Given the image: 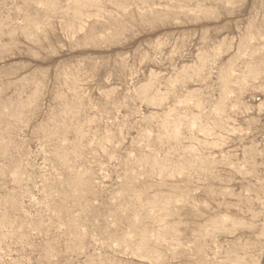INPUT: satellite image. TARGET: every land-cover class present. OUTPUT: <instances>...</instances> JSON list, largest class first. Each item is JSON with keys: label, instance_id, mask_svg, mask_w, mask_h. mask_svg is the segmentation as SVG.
<instances>
[{"label": "rangeland", "instance_id": "obj_1", "mask_svg": "<svg viewBox=\"0 0 264 264\" xmlns=\"http://www.w3.org/2000/svg\"><path fill=\"white\" fill-rule=\"evenodd\" d=\"M0 264H264V0H0Z\"/></svg>", "mask_w": 264, "mask_h": 264}]
</instances>
